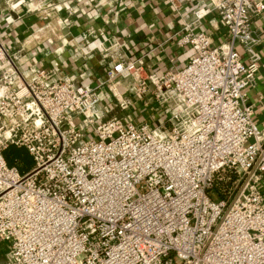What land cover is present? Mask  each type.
Segmentation results:
<instances>
[{
    "label": "built area",
    "instance_id": "obj_1",
    "mask_svg": "<svg viewBox=\"0 0 264 264\" xmlns=\"http://www.w3.org/2000/svg\"><path fill=\"white\" fill-rule=\"evenodd\" d=\"M167 1L188 58L161 71L101 41L88 85L0 42V264H264V128L247 100L264 0H204L188 17ZM212 13L230 33L218 46ZM11 145L29 170L8 164Z\"/></svg>",
    "mask_w": 264,
    "mask_h": 264
},
{
    "label": "crops",
    "instance_id": "obj_2",
    "mask_svg": "<svg viewBox=\"0 0 264 264\" xmlns=\"http://www.w3.org/2000/svg\"><path fill=\"white\" fill-rule=\"evenodd\" d=\"M202 1L179 0L181 14L190 16ZM254 26L260 60L247 100L254 107L255 122L264 128V12L254 16ZM181 27L179 15L167 0H0V42L21 54V66L56 68L61 76L84 71L82 81L88 85L105 72L98 47L101 41L119 40L130 56L149 52L147 64L154 70L171 68L172 57L176 65L185 64L188 49L175 43ZM202 28L213 46L230 39L216 14L206 16ZM237 49L248 61L241 46ZM120 113L118 109L111 112ZM5 251L6 244L0 241V262Z\"/></svg>",
    "mask_w": 264,
    "mask_h": 264
},
{
    "label": "trees",
    "instance_id": "obj_3",
    "mask_svg": "<svg viewBox=\"0 0 264 264\" xmlns=\"http://www.w3.org/2000/svg\"><path fill=\"white\" fill-rule=\"evenodd\" d=\"M4 155L9 165H14L13 162L19 161V165L22 169H25L27 167V163L20 159L23 157L26 158V156L29 155L28 151L25 148L11 145L4 151Z\"/></svg>",
    "mask_w": 264,
    "mask_h": 264
},
{
    "label": "rangeland",
    "instance_id": "obj_4",
    "mask_svg": "<svg viewBox=\"0 0 264 264\" xmlns=\"http://www.w3.org/2000/svg\"><path fill=\"white\" fill-rule=\"evenodd\" d=\"M20 159L27 163V167L25 169L21 168V166L19 165V161H15V162H13V164L15 166H17L21 172H25V171L29 170L32 167L33 160H32V158L29 155H27L26 158L23 157V158H20Z\"/></svg>",
    "mask_w": 264,
    "mask_h": 264
}]
</instances>
